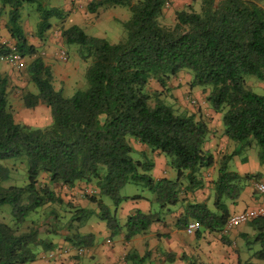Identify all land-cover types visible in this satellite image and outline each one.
Listing matches in <instances>:
<instances>
[{"label":"trees","instance_id":"1","mask_svg":"<svg viewBox=\"0 0 264 264\" xmlns=\"http://www.w3.org/2000/svg\"><path fill=\"white\" fill-rule=\"evenodd\" d=\"M36 0H0L3 28L19 56H32L24 68L36 91L21 94L22 106L41 102L48 110L47 124L28 126L15 122L6 102L8 77L0 74V208L6 206L10 222L0 221V264H26L38 254L58 247L51 241L63 230L71 247L89 245V235L77 228L92 215L102 219L109 233L120 225L115 216L119 203L139 195H119L118 189L132 184L150 194L151 209L133 210L122 223L123 239L144 231L170 207L183 204L177 227L188 219L198 228L218 231L228 216L224 199L235 201L243 182L258 176L237 175L226 167L234 150L217 158L211 181L212 209L203 202L185 198L202 186L199 170L214 161L203 146L209 131L198 113L173 112L159 98L162 89L178 72L190 74L189 89L200 87L208 109L219 115L221 134L247 147L253 139L259 163L264 162V93L245 84V76L264 82V8L255 0H198L173 11L170 25L159 18L166 0H89L88 12L97 7L126 6L129 17L121 21L123 38L108 43L102 36L85 34L72 24L59 29L64 44H74L79 60L87 61V86L63 97L54 89L52 75L21 29L22 3ZM38 12L36 35L50 26L49 19H63L66 12L35 2ZM8 48L0 44V55ZM150 82L158 87L150 89ZM163 154L174 176L153 179L150 158L135 151L130 140ZM23 165L22 184H6L10 166ZM39 173L44 175L39 182ZM92 184L96 193H86L94 210L77 206L62 218L53 209V224L39 229L30 215L45 205L63 203L51 184L71 188ZM111 201L110 209L103 197ZM259 248L254 257L264 261V217L252 221ZM72 230V231H71ZM195 231V230H194ZM128 256V255H127ZM241 264H253L245 261Z\"/></svg>","mask_w":264,"mask_h":264},{"label":"crops","instance_id":"2","mask_svg":"<svg viewBox=\"0 0 264 264\" xmlns=\"http://www.w3.org/2000/svg\"><path fill=\"white\" fill-rule=\"evenodd\" d=\"M166 2H169L170 5L163 6L162 14L164 11H167L168 7H172L175 10L182 8L184 4H188L189 0H166ZM115 7L116 5L111 8ZM172 18L173 15L171 16ZM4 22L5 20L0 22V33L6 32L3 28ZM27 43L31 45L35 44L33 41ZM50 52L51 48H46L44 57L42 56L41 59L52 71L53 88L59 89L58 87H54V73L56 71L54 70V61L49 56ZM7 69L6 64L0 61V71L6 74ZM193 89H190V92H196ZM29 90V92L33 93L32 87H29ZM34 108L35 113H33L34 117L32 120H35V123L32 126L47 124V108L41 102L36 103ZM199 108L202 109L204 121L209 131L208 139L203 148L208 149L213 154L214 161L210 166L199 170L202 186L191 193L186 192L184 194L185 198L193 202H203L208 209H212L211 181L215 176L217 158L224 153L234 150V154L227 161L226 167L237 175L257 172L258 176L256 179H248L243 182L237 195L238 197L234 202L228 198L224 199L228 208V214L252 208H264V193H258L252 186V181L264 184V163L258 164L257 159L255 161L253 157L245 152L247 149H243L244 155L240 158L241 154L238 156L233 144L221 134L218 114L208 109L205 102ZM200 117L202 118V116ZM42 120L44 122L42 124L39 123ZM129 143L135 151H141L147 158H150L152 166L149 174L153 179L161 177H169L170 179L174 176V171L167 165L166 157L163 154L156 151L151 152L148 147L132 139ZM75 186L68 188V190H73L76 188ZM88 186L91 187L89 189L91 193H96V189L92 184L78 183V187H82L84 191ZM134 194L139 195L141 198L126 199L121 201L117 206L115 216L120 228L115 233H109L104 227L103 220L97 218L96 215H92L76 230L80 235H89V245L82 248L81 254L75 255L73 253L72 247L63 240L64 235L60 231L58 235L52 236L51 241L58 247H69L67 254L54 260H45L41 257L40 253L26 264H83V262H80V256H82L81 259H86V264H241L245 261L252 262L253 264H264L263 260L255 258L253 254L259 248L258 241L253 240L254 248L252 249L249 244L250 242L247 240L249 236H254L255 233L252 222L241 223L242 226L238 228H235L236 225L231 226L223 233L220 230L206 231L200 228H197L192 233H186L183 230L184 227L180 228L176 226V220L183 210V204L181 203L161 214V221L149 224L144 231L124 240V230L121 225L124 223L126 216L135 209L147 212L152 206L148 200L150 197L146 193L142 191L140 193H133L132 195ZM89 204L87 201H84L81 206L86 207ZM107 206L110 209L112 208V206ZM89 209L94 210L95 213L97 211L94 205L89 207ZM191 221L193 220L188 219L187 223ZM97 237H100V240ZM70 256H76L75 258L78 259L67 260Z\"/></svg>","mask_w":264,"mask_h":264},{"label":"rangeland","instance_id":"3","mask_svg":"<svg viewBox=\"0 0 264 264\" xmlns=\"http://www.w3.org/2000/svg\"><path fill=\"white\" fill-rule=\"evenodd\" d=\"M37 1L40 4L45 5V7L54 5L55 7L66 12L63 19L50 18V26L46 29H43L39 37L36 35V22L39 18L38 12L35 9V2ZM88 1L89 0H36L32 3L23 2V5L20 9V27L26 37L27 42H35V44H33L35 47V54H38L40 57H44L45 49L51 48L49 56L54 61V70L56 71H54V87L61 89V95L63 97L69 96L75 90H82L86 88L87 83L84 74L87 61H82L77 58L75 53L76 46L74 44H64L62 42V39L59 36V29L75 24L79 26L80 29L87 35L102 36L108 41V43H115L121 40L124 35V27L121 24V20H125L129 17V10L126 6H116L115 8H111L112 6H106L105 8L97 7L96 12H88L86 10ZM189 2L194 8H198V0H189ZM255 2L264 8V0H255ZM167 4L170 5L169 2L167 3L165 1L163 6L165 7ZM185 5L186 4H184L183 7ZM174 10V8L168 7L167 11H164V13L161 14V17L159 18L160 23L165 25L172 24L173 18L171 19V16L173 15ZM2 13L3 15L0 16V22H3V20L6 18L4 11ZM12 43V39L7 37L6 32L0 33V44L6 46L7 48H12ZM49 43L51 44L50 46ZM59 52L63 53L64 59L58 57ZM31 57L32 56H22L20 59L21 65L18 67L6 63V61L0 59V61L5 63L6 67L8 68L6 74L1 71L0 74H4L8 77L9 83L6 90V102L11 112V116L15 122H20L28 126H32V124L35 123V120H32V118L34 117L33 113H35L34 111L36 107H23L21 94L26 91L29 92V87H32V92L36 91V86L34 83L32 84L28 80L26 70L24 68L25 64L30 60ZM189 80L190 74L188 71L182 70L178 72L176 76L169 79L168 88L162 89L159 98L165 103L169 104L173 112L198 113L204 120L202 109L199 108L200 105H204V92L200 87H195L193 89L194 91L196 90V92H190L188 87ZM244 80L246 86L251 90L257 93H264V82L258 81L253 76H245ZM149 85L151 90L158 87L155 82H150ZM38 112L41 113L40 111ZM43 122L44 120L40 121L39 123L42 124ZM229 142L233 144L237 151V155L239 156V154H241L240 158L242 155H244L243 149H247L245 152L248 153L249 156L253 157L255 161L257 159V163L260 164L257 158L258 147L253 139H251L250 144L244 148H241L240 143L238 142L230 139ZM5 165L10 166V170L8 178L3 183V185L22 184L25 179L23 174V165L16 162L10 163L9 161H6ZM171 170L173 171V169ZM255 173L257 172L247 175L255 176ZM43 179L44 175L39 173V182L43 181ZM254 179H256V177ZM50 187L59 197L62 198L63 203L56 205H45L42 208H37V210L30 215L31 218H36L40 230L53 225L51 223L52 219L49 217V209H53L57 215H61L62 218L66 219L74 207L81 206L84 201H87L84 197V194L90 193L89 189H91V187L88 186L84 191L82 187H78V183L75 186L77 189L74 188L71 191L68 190V188L58 186L57 184H51ZM142 191L146 193L147 196L151 197L146 190H140L139 187L129 183L121 186L118 189V194L131 196L133 193H140ZM103 200L105 204L111 206V201L108 197H103ZM92 205L94 204L90 203L86 207L89 208ZM173 207L174 206L170 208ZM10 220L11 218L8 213V208L6 206L0 208V221L8 223ZM241 226L242 224H238L235 228ZM61 232L64 234L63 230ZM99 238L97 237L98 240H100ZM253 238L254 236H249L247 239L250 242L249 244L252 249L254 248ZM238 242L240 243L239 240ZM75 257L70 256L68 259H66H78ZM81 257L82 256L79 257L80 262L86 264V259H81Z\"/></svg>","mask_w":264,"mask_h":264},{"label":"built area","instance_id":"4","mask_svg":"<svg viewBox=\"0 0 264 264\" xmlns=\"http://www.w3.org/2000/svg\"><path fill=\"white\" fill-rule=\"evenodd\" d=\"M58 57L61 59H64L63 53L59 52ZM0 59L6 61V63L12 64L16 67L21 65V56H19L13 48H8V51L4 53L3 55H0ZM252 186L253 188L258 192V193H264V184L258 182V181H252ZM259 217H264V208L258 207V208H252V209H247V210H242V211H237L235 213H230L226 217L223 225L220 228V232L226 231L229 227H233L235 225L241 224V223H246L249 221H252L256 218ZM198 223L197 221L193 220L189 223H187L184 226V231L186 233H192L194 230L198 228ZM69 251V247H56L53 250H48L45 253L41 254V257L45 260H54L59 258L62 255L67 254ZM72 251L75 255H79L82 252V248H75L72 247Z\"/></svg>","mask_w":264,"mask_h":264}]
</instances>
